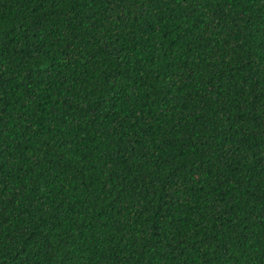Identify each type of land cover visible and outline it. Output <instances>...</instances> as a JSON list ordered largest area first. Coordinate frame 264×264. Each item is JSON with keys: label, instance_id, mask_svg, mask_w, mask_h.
Wrapping results in <instances>:
<instances>
[{"label": "trees", "instance_id": "1", "mask_svg": "<svg viewBox=\"0 0 264 264\" xmlns=\"http://www.w3.org/2000/svg\"><path fill=\"white\" fill-rule=\"evenodd\" d=\"M0 264H264V0H0Z\"/></svg>", "mask_w": 264, "mask_h": 264}]
</instances>
